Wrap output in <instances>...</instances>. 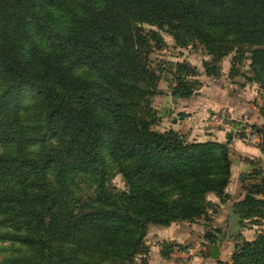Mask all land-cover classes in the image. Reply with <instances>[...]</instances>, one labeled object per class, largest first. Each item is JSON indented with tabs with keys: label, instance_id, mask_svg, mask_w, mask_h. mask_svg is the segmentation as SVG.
Returning <instances> with one entry per match:
<instances>
[{
	"label": "trees",
	"instance_id": "16d2710c",
	"mask_svg": "<svg viewBox=\"0 0 264 264\" xmlns=\"http://www.w3.org/2000/svg\"><path fill=\"white\" fill-rule=\"evenodd\" d=\"M161 31L176 47L200 45L202 70L154 62ZM231 53L228 75L264 90V0H0V238L32 251L0 264H104L94 254L147 264L149 224H207L216 208L206 195L227 199L229 143L157 129L152 97L165 79L174 99L189 98ZM24 91L43 115L28 127L17 117ZM110 161L124 189L110 186ZM255 166L233 206L242 227H264V168ZM176 246L161 241L160 255ZM219 264H264V229Z\"/></svg>",
	"mask_w": 264,
	"mask_h": 264
},
{
	"label": "crops",
	"instance_id": "0c3cea01",
	"mask_svg": "<svg viewBox=\"0 0 264 264\" xmlns=\"http://www.w3.org/2000/svg\"><path fill=\"white\" fill-rule=\"evenodd\" d=\"M221 67L220 76L214 78L205 76L207 78L206 82L189 98L174 99L171 96V92H167L173 104L171 108L181 112L178 118H172L169 128L181 130L187 133L190 138L201 141L216 140L226 142L224 138L227 133H231V140L228 141L231 154V176L225 189L227 199L226 201H220V198L213 192L206 195L207 200L218 204V206L215 205L216 210L210 216L211 219L208 222L214 228H218V230L212 233L208 231L205 234V241H203L206 244L204 250L198 252L196 256L183 261L175 254L179 250L177 246L169 257H162L160 255V242L167 241L181 246L196 245L202 241L198 236L202 228L206 226V222L200 219L196 222H173L168 226L157 227L151 237L149 235L146 236V238L148 237L146 243L149 245L147 264H219V261L230 260L237 243H241L243 239L250 240L253 238V236L247 235L248 229L245 226H241L239 216L233 212V206L245 196L242 181L249 180L247 175L256 167L255 165L264 168V150L261 146L248 145L241 142L230 131L224 132L219 129H209L204 124L211 114L224 108H229L233 117H243L251 125H263L264 115L260 114L259 107L243 100L245 92L241 91L245 81L240 82L239 79L234 77L235 79H232L236 81L234 87H228L233 86L231 83L222 85L225 78H230L228 75L230 59L225 57L221 62ZM230 92H234V94L230 95ZM213 210L209 209L210 212ZM149 233L148 229L147 234ZM238 233L241 234V237L235 238L234 235ZM211 235L217 237V241L212 244L208 242V237ZM213 244L219 246L218 259H214L211 256Z\"/></svg>",
	"mask_w": 264,
	"mask_h": 264
},
{
	"label": "rangeland",
	"instance_id": "374dc122",
	"mask_svg": "<svg viewBox=\"0 0 264 264\" xmlns=\"http://www.w3.org/2000/svg\"><path fill=\"white\" fill-rule=\"evenodd\" d=\"M63 18H66V14L60 10L56 9ZM150 26L144 25V29H149ZM161 35L164 38L165 46L161 50H154L153 53L150 55L151 59L156 62L158 60H171V61H186L189 64L196 66L198 69L202 70V63L204 60H208L209 56L206 54L205 50L200 45L195 46H187V47H176L173 39L170 35H168L166 32L161 31ZM233 53H231L229 56H227L228 59H231ZM246 62L245 60L243 61ZM244 70V66H242ZM171 77L170 75L168 76ZM236 79H239L244 82V87L241 92H245L243 95L245 98L243 99L246 102L253 103L257 107L264 106V90H261L257 84L247 82L246 79L243 76L237 75L235 77ZM234 78V79H235ZM200 79L203 81V84L206 82V77L204 75L200 76ZM233 78H225L224 84H233V86H228L230 88L234 87L235 80H232ZM247 83V84H246ZM246 85V86H245ZM171 82L166 81L165 79L160 80V82L157 85V90L160 92L159 94H156L152 97V105L155 108L157 112V116L159 118V123L156 126L157 129H167L170 127V123L172 122V118H178L180 116V113L177 109H172V103L169 97L168 91H171ZM234 92H230V95H233ZM180 99V98H177ZM20 107L17 113V117L19 119V124L22 127H28L31 124L38 123L42 119V109L39 97L37 95H34L31 92L24 91L21 94L20 97ZM236 120H234V123H237V120L243 121L245 124H249L244 120L243 117L234 116ZM210 129V127H208ZM216 129V128H211ZM222 131V130H221ZM225 132V131H224ZM237 138L238 136L235 135ZM239 139V138H238ZM240 140V139H239ZM224 141H227V138H224ZM241 142L253 145L251 143L244 142L240 140ZM50 144H53L54 141H49ZM110 169H111V176H110V186L117 188V189H124L125 183L123 181V177L120 173H118V166L115 162L110 161ZM81 187V186H80ZM87 192V191H86ZM209 202H212L211 200H208ZM213 203V202H212ZM213 205H217L216 203H213ZM0 215V220H1ZM182 222V221H180ZM173 223V222H172ZM204 228H202L201 232H199V238H201V242L205 241L206 233L209 231L212 233L213 231L218 230V228H214L211 226V223L205 224ZM157 227H161L160 225H153L149 224L147 227V233L149 229V234L146 236H152L154 233V229ZM163 227V226H162ZM245 227L248 229V236H253V238L261 232L264 227L261 226V224L258 223H252L251 221L245 222ZM220 239V237H218ZM148 241V237H145V245L149 247V245L146 243ZM66 246H69V243H65ZM192 246V245H189ZM183 247V246H182ZM188 247V246H184ZM182 248V249H184ZM32 251L29 247H27L25 244H22L21 242L12 240L10 238H0V260L5 259L8 257H17L25 254H30ZM84 253V252H83ZM85 254V253H84ZM87 255V254H85ZM94 259L101 260L104 264H122L117 263L115 261L110 260L109 258H104L102 255L94 254L89 256ZM141 262V258H134L131 263L128 264H139Z\"/></svg>",
	"mask_w": 264,
	"mask_h": 264
},
{
	"label": "built area",
	"instance_id": "2783aa9c",
	"mask_svg": "<svg viewBox=\"0 0 264 264\" xmlns=\"http://www.w3.org/2000/svg\"><path fill=\"white\" fill-rule=\"evenodd\" d=\"M234 120H236V118L232 116L231 110L229 108H224L211 114L205 120L204 125L206 127L216 128L225 132L230 131L244 142L264 147V129L261 132H258L250 125L245 124L243 121L237 120V123H234ZM205 245L206 244L204 242H200L196 245L177 250L175 254L183 261H186L196 256L198 252L203 251Z\"/></svg>",
	"mask_w": 264,
	"mask_h": 264
},
{
	"label": "water",
	"instance_id": "95a60500",
	"mask_svg": "<svg viewBox=\"0 0 264 264\" xmlns=\"http://www.w3.org/2000/svg\"><path fill=\"white\" fill-rule=\"evenodd\" d=\"M226 138H227V141H230L231 140V133H227ZM211 256L214 259H218V257H219V246L217 244H213L212 245Z\"/></svg>",
	"mask_w": 264,
	"mask_h": 264
}]
</instances>
